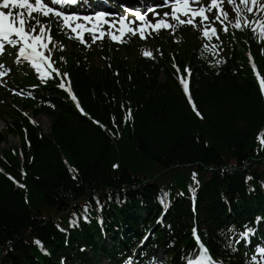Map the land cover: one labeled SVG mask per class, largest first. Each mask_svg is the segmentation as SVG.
I'll return each mask as SVG.
<instances>
[{"label": "trees", "instance_id": "obj_1", "mask_svg": "<svg viewBox=\"0 0 264 264\" xmlns=\"http://www.w3.org/2000/svg\"><path fill=\"white\" fill-rule=\"evenodd\" d=\"M160 40L176 49L183 69L192 66V94L202 118L170 60L164 61L171 58L165 49L156 60H145L134 47L136 62L116 59L110 68L100 67L93 56L107 59L114 50L108 41L75 43L66 62L64 52H56L84 113L54 83L36 90L33 99L14 95L52 121L44 133L21 111H7L0 145L12 134L20 137L21 148L0 153V264H95L105 254L114 256L116 248L126 251L131 238L143 235L151 222L156 226L161 211L164 227H155L150 240L170 253L169 264H185L195 222L217 258L252 264L242 239L234 245L239 230L258 217L257 235L264 238V144L258 139L264 134V96L243 50L247 44L231 41L218 61L203 52L199 39L170 44L161 34ZM251 46L264 72V43L251 39ZM36 83L32 75L18 81ZM128 108L132 118L125 121ZM188 187L195 189V213ZM97 197L116 248L102 241L96 220L67 230L81 200Z\"/></svg>", "mask_w": 264, "mask_h": 264}, {"label": "snow or ice", "instance_id": "obj_2", "mask_svg": "<svg viewBox=\"0 0 264 264\" xmlns=\"http://www.w3.org/2000/svg\"><path fill=\"white\" fill-rule=\"evenodd\" d=\"M103 2L107 3L108 0H103ZM80 3L81 0H50V3L46 2V0H34V2L33 0H0V55L3 54L6 45L13 48L19 45L17 62H19V58L21 57L29 61L36 73H38L40 80L47 83L48 80L54 78L53 74L56 77H68L69 74L61 73L59 69L54 67V62L51 60V50L49 49V43L53 39L51 26L43 24L42 18H54L59 23L61 30L67 29L79 43L86 47L89 46L88 41L85 40L86 34L90 37L93 44L97 41H102L105 37L114 43L122 44L125 42V38L129 36L138 35L140 39L144 40L153 32L158 33L161 29H173L174 31V25L169 21V16L178 25L188 24L195 27H198L196 18L199 17L200 23L203 24V36L210 39L212 36L217 35V29L213 25L217 21L223 25L224 21L228 20V13L222 8L223 0H210V5L207 7H191L192 4H199L200 0H162L161 5L149 6L146 10L122 6L124 9L123 13L96 11L95 13L82 15L79 13H68L64 10ZM228 3L234 7L236 13L233 27L236 29L250 27L252 32L257 34L260 40L264 41V17L258 15L259 13H264V0H239V3H237V0H228ZM169 5L172 9L171 13H163V17L161 18L157 8ZM4 9L9 10L4 11ZM212 9L218 10L214 20H211L207 14ZM13 10L19 11L14 12ZM33 13L36 15H33ZM149 13L153 15L155 23H152L148 19ZM249 14L253 16L252 19L249 18ZM181 16L188 19H181ZM221 16H223V20ZM129 17H132V19ZM105 25H107L106 28ZM37 28L39 29L38 32ZM224 31H228L227 25H224ZM205 47L208 46L205 45ZM46 51L49 52V55H45ZM143 55L148 58L153 57V53L147 50ZM2 67L3 65H0V68ZM253 67L255 68V65ZM177 70L179 71V69ZM186 71L190 76L191 70L186 69ZM3 75L4 73L0 72V76ZM180 82L183 85L184 92L188 95L189 102L192 103L188 80L182 76ZM260 83L261 90L264 92V79H261ZM58 87L62 89L66 88V82L62 79ZM67 90L71 98L77 102V107L80 108L76 95L71 92L70 81L67 82ZM29 96H31V93H29ZM192 107L197 116H201L194 103H192ZM80 110L83 112L82 108ZM131 118L132 109L128 108L125 121ZM96 123L99 124L100 122L96 121ZM101 127L104 126L101 125ZM258 139L264 144V134H261ZM113 167H118V165H114ZM73 171L76 170L73 169ZM193 176L195 179V174ZM248 179L251 180L252 177H248ZM17 183L18 186L24 187L23 184ZM192 194L193 199H195L194 188L192 189ZM96 203L100 208L103 207L98 197L96 198ZM88 213L89 205L86 204L83 209V219L85 221L89 219ZM260 219L258 217L257 222ZM77 222L78 220L74 217L72 223L75 225ZM253 232L254 230L248 227L246 231L239 235L247 239ZM193 233L199 241L200 238L197 230L193 229ZM35 243L43 248L39 240L35 241ZM256 251L259 257L264 258V247H258ZM45 254H47L46 250ZM126 264H132V261H126ZM187 264H223V262L214 260L208 248L200 243L199 255L188 258ZM252 264H261V259H258L254 255L252 257Z\"/></svg>", "mask_w": 264, "mask_h": 264}, {"label": "rangeland", "instance_id": "obj_3", "mask_svg": "<svg viewBox=\"0 0 264 264\" xmlns=\"http://www.w3.org/2000/svg\"><path fill=\"white\" fill-rule=\"evenodd\" d=\"M35 120L40 123L43 128L47 131L49 130L50 127V118L46 117L45 115H40L35 117ZM6 124V120L5 117H0V130H2L5 127ZM20 145V141L17 137L10 135L8 137V141L7 143L2 144L1 148L2 149H8L10 147H14V146H19ZM105 264H107V262H104Z\"/></svg>", "mask_w": 264, "mask_h": 264}]
</instances>
